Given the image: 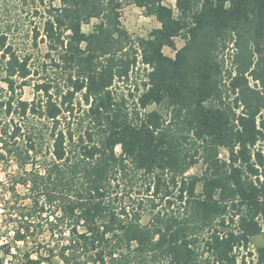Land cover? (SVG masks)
Returning a JSON list of instances; mask_svg holds the SVG:
<instances>
[{"label":"trees","instance_id":"obj_1","mask_svg":"<svg viewBox=\"0 0 264 264\" xmlns=\"http://www.w3.org/2000/svg\"><path fill=\"white\" fill-rule=\"evenodd\" d=\"M0 173V264H264V0H0Z\"/></svg>","mask_w":264,"mask_h":264},{"label":"rangeland","instance_id":"obj_2","mask_svg":"<svg viewBox=\"0 0 264 264\" xmlns=\"http://www.w3.org/2000/svg\"><path fill=\"white\" fill-rule=\"evenodd\" d=\"M174 2L175 0H167V4L172 6L174 8ZM93 23L95 21H92ZM121 24L122 26L128 31V33L133 37H146L147 34L154 28L158 27L157 22L152 17H146L141 9L136 8L133 5H125L122 10L121 15ZM90 25L83 26L82 31L84 33L89 32ZM183 45V41L181 39L175 40V46L177 49H179ZM163 53L168 57H173L174 52L168 48L163 49ZM23 100L30 101L32 99V90L28 87L23 89ZM157 109L155 106L149 107L147 110H154ZM116 152H119V149H116ZM220 157H225V152L223 150L220 151ZM14 171L15 169L12 168ZM196 173V170H191L190 174ZM5 181V177L3 174L0 173V184ZM17 192L22 194L24 191L22 188L18 187ZM9 199V194L6 192V190L0 188V242L9 241V238L11 237L12 231L9 229L6 231L4 225L1 223L2 220L5 219V209L2 207V203ZM4 232H7L4 233ZM261 244L260 238H256L253 242V246H259Z\"/></svg>","mask_w":264,"mask_h":264}]
</instances>
